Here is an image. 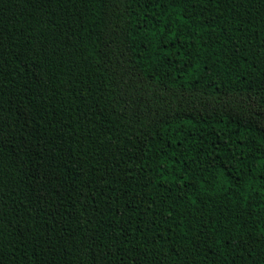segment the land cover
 Returning a JSON list of instances; mask_svg holds the SVG:
<instances>
[{
	"label": "trees",
	"instance_id": "obj_1",
	"mask_svg": "<svg viewBox=\"0 0 264 264\" xmlns=\"http://www.w3.org/2000/svg\"><path fill=\"white\" fill-rule=\"evenodd\" d=\"M0 264H264V0H0Z\"/></svg>",
	"mask_w": 264,
	"mask_h": 264
}]
</instances>
